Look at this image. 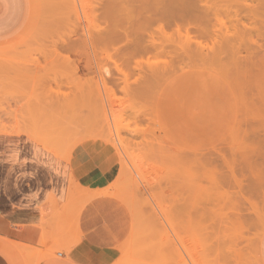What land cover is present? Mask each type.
Segmentation results:
<instances>
[{
    "label": "rangeland",
    "instance_id": "obj_1",
    "mask_svg": "<svg viewBox=\"0 0 264 264\" xmlns=\"http://www.w3.org/2000/svg\"><path fill=\"white\" fill-rule=\"evenodd\" d=\"M109 1L24 0L0 39V133L38 132L86 178L54 217L53 254L100 230L114 264H264V4L199 0L208 37L187 26L181 48L156 25L136 45L99 41Z\"/></svg>",
    "mask_w": 264,
    "mask_h": 264
},
{
    "label": "crops",
    "instance_id": "obj_2",
    "mask_svg": "<svg viewBox=\"0 0 264 264\" xmlns=\"http://www.w3.org/2000/svg\"><path fill=\"white\" fill-rule=\"evenodd\" d=\"M1 1L5 2L4 7L0 2V39L14 37L27 19L26 14L24 20V0ZM27 138L24 134L0 133V245H12L20 252H27V264H114L118 255L100 230L81 236L65 253L53 254V248L59 244L52 234L54 217L61 205L67 212L69 181L80 183L86 178L79 176L72 161L59 158ZM90 224L83 216L82 231L90 229ZM261 255L264 262V229ZM0 264H11L3 251H0Z\"/></svg>",
    "mask_w": 264,
    "mask_h": 264
},
{
    "label": "bare ground",
    "instance_id": "obj_3",
    "mask_svg": "<svg viewBox=\"0 0 264 264\" xmlns=\"http://www.w3.org/2000/svg\"><path fill=\"white\" fill-rule=\"evenodd\" d=\"M256 1H257L256 4L259 6L262 3L264 4V0H256ZM0 2H3V7H4L5 1L0 0ZM75 2H76V0L75 1L69 0V3L72 6V9H73V11H75V14H76L75 8H76L77 2L76 3ZM198 2H199V0H111L104 6L105 7L104 8L105 13H106L105 17H104L106 27H104L103 29H98V28L96 29L97 26L96 27L93 26V28L95 27L94 29H96L94 31L97 32L98 40L103 42V43L110 42L112 39L117 38L118 36H120V34H121L120 32H122L124 38L127 39L128 37H131L130 43H133L134 45H136V44H139V40H138L139 35L143 34L147 30V28L151 27L152 25H156V27L154 28L155 36L160 37L161 39L167 38V36H165V34H164V29H170L171 27H173L175 34H177L178 36L181 35V33H180L181 31L183 32V35L180 37V39H181L180 44H181V48H185V47H188L192 43L191 42L192 38L189 37L192 28L191 27L186 28L187 26H191L193 24V30L195 32H197V34L200 38L206 37L207 34H209V32H207V31L210 29L205 30V28H197V26H196V22L199 19V15L202 14L204 10H207L206 9L207 6L205 3L203 4L204 6L200 3L203 6L202 7ZM201 2L203 3L204 1L201 0ZM252 2H254V1H252ZM257 5H255V6H257ZM261 6H264V5H261ZM16 8H17V6H16ZM78 9H79V7L77 8V11L79 12ZM249 11L251 14H253L256 11V9H255V11L253 9L249 10ZM255 14H253V15H255ZM254 17H256V16H254ZM253 20H254V18H253ZM6 22H7V20H6ZM252 24H254V23H252ZM220 25H222V24H220ZM190 28H191V30H190ZM213 31H215V30L213 29ZM148 38L150 41V46L153 49L152 51L154 52V54H152V55L153 56L165 55V53L163 51V46L161 44L159 46L153 45L152 42H154V41H153V37H151V35H149ZM5 44L6 43L0 42V47L5 45ZM194 45L196 47H198V49H201L200 43H194ZM147 52H148V50L143 49L142 54L144 55V53H147ZM133 53H135V51ZM147 57H149V56L147 55ZM136 66H135V68H136ZM176 101H177V98L174 101L168 100L167 105H165V106L169 107V109L171 110ZM156 119L158 121V118H156ZM153 121H155V119ZM161 122L162 121H160V123ZM158 123L154 122V124H156V125H158ZM0 130H2V128H0ZM6 131H8V130H6ZM20 131H22V130H20ZM20 131H12V132H20ZM22 132H24V131H22ZM1 133H2V131H1ZM9 133H10V131H9ZM26 133L27 134H25V133L24 134L27 135L30 139H32L36 143H40L41 145H43L47 150H49L53 153L56 152L57 156H60L63 159L64 158L68 159V157H69L68 153L61 151L59 147L57 148L59 150H56V148L53 147L54 143L52 144L49 141L42 138L39 134H37L38 132L36 133L33 131H26ZM6 134H8V133H6ZM20 136H22V135H20ZM30 139H28V140H30ZM57 144H56V146H57ZM58 146H59V144H58ZM2 180H4V179H2ZM70 185L71 186L69 189V200L67 199V201H68L67 212H69V210L72 208V204H73L72 201H74V198H75L74 197L75 196V189H74L73 183H71ZM4 204H6V203H4ZM6 206H7V204H6ZM4 210H5V208H4ZM17 216H19V213ZM17 220L19 221V219H17ZM11 246L10 245H7V246L6 245H0V251H3L6 253L11 264H16L15 256H20L21 254H23V252L22 251L20 252V250L14 249ZM17 252H20L19 255L13 254V253H17Z\"/></svg>",
    "mask_w": 264,
    "mask_h": 264
}]
</instances>
